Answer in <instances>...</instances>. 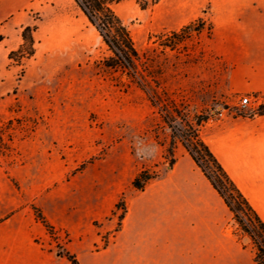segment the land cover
<instances>
[{"label":"rangeland","instance_id":"obj_1","mask_svg":"<svg viewBox=\"0 0 264 264\" xmlns=\"http://www.w3.org/2000/svg\"><path fill=\"white\" fill-rule=\"evenodd\" d=\"M114 9L129 27L142 64L160 83L164 102L187 101L209 115L206 131L228 118L253 117L240 106L244 96L236 98L227 86L229 67L210 48L209 20L203 19L199 32L193 28L174 39L158 5L142 10L135 0H125ZM16 19L22 23L14 26ZM26 26L37 27L35 54L11 58L9 50L24 43ZM110 55L74 0H0V219L16 213L37 219L36 208L46 218L72 219L77 237H99L92 249L101 251L122 230L119 204L127 207L129 193L138 194L132 182L141 171L157 176L147 191L182 186L171 180L183 158L175 152L170 163L171 131L163 113L141 89L104 66ZM192 167L204 193L213 192L225 204L202 170ZM180 191L177 201L192 202L195 223L204 215L198 209L204 201ZM239 215L249 225L248 216ZM224 220L240 243L239 264H255V247L228 206ZM47 233V244L59 252L76 237L66 228Z\"/></svg>","mask_w":264,"mask_h":264},{"label":"crops","instance_id":"obj_2","mask_svg":"<svg viewBox=\"0 0 264 264\" xmlns=\"http://www.w3.org/2000/svg\"><path fill=\"white\" fill-rule=\"evenodd\" d=\"M158 6L173 31L199 18L209 20L210 48L229 67L227 86L233 96L264 95V0H161ZM18 23L22 20L13 25ZM209 122L204 140L264 221V115L228 118L206 131ZM176 153L183 160L171 180L182 186L130 192L122 230L104 250L92 249L99 237L78 238L74 220L47 216L53 228L76 236L65 250L80 264H239L240 243L224 220L227 206L201 189L195 162L183 145ZM180 190L204 201L198 208L204 215L195 223L192 202L177 201ZM17 214L0 219V264H72L47 244V228L40 221Z\"/></svg>","mask_w":264,"mask_h":264},{"label":"trees","instance_id":"obj_3","mask_svg":"<svg viewBox=\"0 0 264 264\" xmlns=\"http://www.w3.org/2000/svg\"><path fill=\"white\" fill-rule=\"evenodd\" d=\"M123 1L125 0H74L111 52V55L104 59V66L112 72L120 74V78H126L130 84L141 89L152 106L159 108L163 113L164 123L171 131L170 146L167 149L168 154L171 156V165L175 164L176 149L180 144L183 145L212 187L223 198L243 232L250 237L256 250L254 263L264 264V221L203 138V127L211 120V117L202 112L194 111L192 105L187 101L178 104L169 98L167 102L162 100L159 92L160 83L156 80L154 74L150 72L148 66L142 64V54L136 46L129 27L114 9L115 5ZM135 2L142 10H147L158 5L161 0H135ZM201 23H204L203 18L197 19L180 31L171 32L170 35L176 39L193 28L199 32ZM36 30V26H26L23 29L24 43L18 51L10 53L11 58L15 53H20L23 58L34 56V33ZM164 48L173 50L174 46L165 45ZM261 115H264V113ZM156 179L157 176L151 174L149 170H143L134 178L132 185L137 191L144 192L147 185ZM224 190L230 193L232 200L236 201V206L232 204L230 197L226 195ZM119 205L123 208V212L119 216L120 222L123 223L127 214V207L122 202ZM36 211L37 220L48 231L53 230L54 228L43 213L37 208ZM240 211L248 216L249 225L239 215ZM61 253L72 264H80L74 254L66 250Z\"/></svg>","mask_w":264,"mask_h":264},{"label":"built area","instance_id":"obj_4","mask_svg":"<svg viewBox=\"0 0 264 264\" xmlns=\"http://www.w3.org/2000/svg\"><path fill=\"white\" fill-rule=\"evenodd\" d=\"M240 106L250 111L253 116L261 115L264 112V95H247L240 100ZM105 242L104 245H106Z\"/></svg>","mask_w":264,"mask_h":264}]
</instances>
